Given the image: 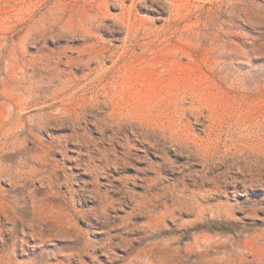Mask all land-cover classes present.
<instances>
[{"label":"rangeland","instance_id":"rangeland-1","mask_svg":"<svg viewBox=\"0 0 264 264\" xmlns=\"http://www.w3.org/2000/svg\"><path fill=\"white\" fill-rule=\"evenodd\" d=\"M0 264H264V0H0Z\"/></svg>","mask_w":264,"mask_h":264}]
</instances>
